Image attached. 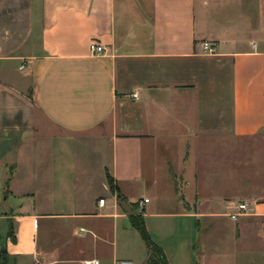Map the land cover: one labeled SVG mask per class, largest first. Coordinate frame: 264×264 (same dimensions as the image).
<instances>
[{"label": "crops", "instance_id": "1", "mask_svg": "<svg viewBox=\"0 0 264 264\" xmlns=\"http://www.w3.org/2000/svg\"><path fill=\"white\" fill-rule=\"evenodd\" d=\"M237 140H264V0H0L7 264H146L139 236L143 260L118 249L132 199L148 200L144 225L167 264H194L176 230L232 203L264 211L227 162ZM255 229L239 219L235 233L260 246ZM261 259L243 251L233 264Z\"/></svg>", "mask_w": 264, "mask_h": 264}, {"label": "rangeland", "instance_id": "2", "mask_svg": "<svg viewBox=\"0 0 264 264\" xmlns=\"http://www.w3.org/2000/svg\"><path fill=\"white\" fill-rule=\"evenodd\" d=\"M230 144L229 151L226 152L228 158L227 162H229L232 171L236 173L238 178L236 183L239 184L238 189L243 192V197L249 198L251 195H257L259 197L263 196L264 198V140H237V142L231 141ZM146 197L151 198L150 196ZM138 198L142 197H136V199ZM124 205L129 207L135 216H142V206L140 203L135 204L134 199L131 200V203L126 201ZM225 212V206L218 207L214 211L216 214L215 217L207 219L205 222L194 224L193 231L192 229L190 231L187 227L180 231H175V236H183L187 243H189V253L193 258L194 264L204 263V261L208 264L212 253H222L224 260L228 264H233L235 261L234 254H239L243 251L256 252L260 254L264 260V234L262 227L258 226L262 218H239L240 220L252 221L255 224V237H258V242L261 243V245L258 246L257 241L252 238H237L235 231L239 219L232 220L224 215ZM164 221L165 223L171 222V220L168 219ZM209 223L211 224V228L206 229ZM149 224L152 229H156L161 222L158 219H151ZM130 232L132 236H126L124 237L125 239L122 238L121 240L119 239L118 249L122 252L132 253L139 260H143L144 253L142 248L139 247L138 235L133 230H130ZM170 232L171 230L165 227L163 229L160 228L158 234H160V237L168 239L171 235Z\"/></svg>", "mask_w": 264, "mask_h": 264}, {"label": "trees", "instance_id": "3", "mask_svg": "<svg viewBox=\"0 0 264 264\" xmlns=\"http://www.w3.org/2000/svg\"><path fill=\"white\" fill-rule=\"evenodd\" d=\"M108 185L111 190H114L113 181L110 178H107ZM129 224L133 230H135L142 241L146 253L147 261L146 264H167L165 255L162 249L157 246L151 239L148 231L145 228L144 221L142 216H131L129 217ZM12 225L9 224L7 237L11 239L12 242H15L13 237ZM8 257L5 250L0 251V264H7Z\"/></svg>", "mask_w": 264, "mask_h": 264}, {"label": "built area", "instance_id": "4", "mask_svg": "<svg viewBox=\"0 0 264 264\" xmlns=\"http://www.w3.org/2000/svg\"><path fill=\"white\" fill-rule=\"evenodd\" d=\"M89 50L94 55L102 54L105 52L104 48L97 46L95 44H91L89 46ZM203 50L210 55L214 54L213 48L207 44L203 46ZM147 202L148 200L144 199L142 203L140 204L142 206L146 204ZM103 204H104V199H99L98 205L102 206ZM224 215L231 218L232 220H237L240 217H261L263 221L262 231L264 233V211L263 212L256 211L255 206L249 203H245V202L232 203L231 205H229L228 211ZM83 264H100V261L97 259H91V260L84 261ZM118 264H132V263L129 261H120Z\"/></svg>", "mask_w": 264, "mask_h": 264}]
</instances>
